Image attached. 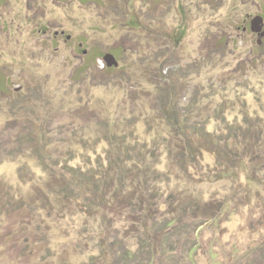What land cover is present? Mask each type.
<instances>
[{
    "label": "rangeland",
    "instance_id": "374dc122",
    "mask_svg": "<svg viewBox=\"0 0 264 264\" xmlns=\"http://www.w3.org/2000/svg\"><path fill=\"white\" fill-rule=\"evenodd\" d=\"M255 17L264 0H0V264H146L150 239L152 264H264ZM236 129L219 165L205 141ZM70 168L120 197L84 211Z\"/></svg>",
    "mask_w": 264,
    "mask_h": 264
},
{
    "label": "trees",
    "instance_id": "16d2710c",
    "mask_svg": "<svg viewBox=\"0 0 264 264\" xmlns=\"http://www.w3.org/2000/svg\"><path fill=\"white\" fill-rule=\"evenodd\" d=\"M107 68H109V67H107ZM173 126H175V128L176 127L179 129L181 128L176 123V120L174 121ZM182 129L185 130V126H182ZM193 131L195 132L196 135L203 138V134H202V131L200 129L194 128ZM229 131L231 132L230 127H229ZM237 131H238L237 129L234 130L232 135H230V137L233 138L234 142L231 145L226 142V144L223 146L224 148L223 147L221 148L218 145V142L215 143L213 141V138L205 141V143L210 147L211 152H213L216 155V158L218 160L219 165H222V162L224 160V155L227 156V154H231V155L236 156V154L234 152H238L237 150L239 149V147L241 148V142L238 139H239V137H244V136H243V134H238ZM184 149L187 151L189 157H191V159H193L194 156H193V153L191 152L192 148L184 147ZM70 170L72 173V180H73V184L76 187V191L69 192V191H67V189L63 188L59 191V194L64 195L65 197H68L70 195V197H74L76 200H82L83 204H84V207H83L84 211H87L88 213H90V212L95 213L98 211L100 206L112 205L116 201V199L120 197L119 196L121 193L120 189H115V190L113 189V191H111L109 193V196L106 197L105 188L109 184H107L105 177H103V179L102 178L95 179V175H93V174L89 175V174L81 173L78 169H71L70 168ZM222 173L225 175L229 174L230 176H234L233 172L222 171ZM106 198H108V199H106ZM137 199L138 200L140 199L138 194H137ZM134 208H135V211L137 210L138 213L141 214V216H140L142 218L141 220H145L146 223L149 221L148 219L150 218V216L154 215L152 205L148 201H146V203L145 202L143 203L142 201L137 202V204ZM151 218H153V217H151ZM152 221H153V219H152ZM142 223H144V221H142ZM173 223H174V220H166V223L162 226V228H159L158 230L161 231V230H163V228L169 227ZM141 226H142L143 231L146 230L147 227H146L145 223H144V226H143V224ZM149 235L151 236V234H148L146 236H149ZM147 244L149 246L150 254H149V261L146 264H152L154 262L155 257L157 256V254H159V252L157 250L156 245H154V243L152 242L151 239L149 241H147ZM141 246H146V243H142ZM130 256L131 255L128 252V253H125L124 257L130 258Z\"/></svg>",
    "mask_w": 264,
    "mask_h": 264
},
{
    "label": "water",
    "instance_id": "95a60500",
    "mask_svg": "<svg viewBox=\"0 0 264 264\" xmlns=\"http://www.w3.org/2000/svg\"><path fill=\"white\" fill-rule=\"evenodd\" d=\"M261 27H262V18L261 17H255L251 23H250V31L253 33L258 34L261 31ZM103 61L106 63L107 67H117V61L115 60V58L110 55V54H106L103 57Z\"/></svg>",
    "mask_w": 264,
    "mask_h": 264
},
{
    "label": "flooded vegetation",
    "instance_id": "af4514ba",
    "mask_svg": "<svg viewBox=\"0 0 264 264\" xmlns=\"http://www.w3.org/2000/svg\"><path fill=\"white\" fill-rule=\"evenodd\" d=\"M250 29V27H249ZM259 37L264 36V19L262 18V27H261V31L258 33Z\"/></svg>",
    "mask_w": 264,
    "mask_h": 264
}]
</instances>
